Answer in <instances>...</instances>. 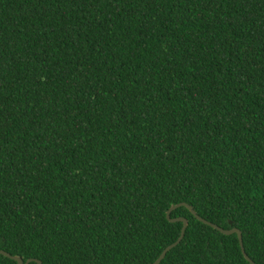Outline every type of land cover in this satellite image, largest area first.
<instances>
[{
  "label": "trees",
  "instance_id": "1",
  "mask_svg": "<svg viewBox=\"0 0 264 264\" xmlns=\"http://www.w3.org/2000/svg\"><path fill=\"white\" fill-rule=\"evenodd\" d=\"M182 203L264 264V0H0V251L154 264ZM182 217L162 264H250Z\"/></svg>",
  "mask_w": 264,
  "mask_h": 264
},
{
  "label": "water",
  "instance_id": "2",
  "mask_svg": "<svg viewBox=\"0 0 264 264\" xmlns=\"http://www.w3.org/2000/svg\"><path fill=\"white\" fill-rule=\"evenodd\" d=\"M181 207H187L189 208V211L194 215V217H196V219H198L200 222L204 223L205 225H208L210 227H212L213 229L215 230H218L219 232H221L222 234L224 235H234L236 234L238 236V240H239V244H240V247H241V251H242V254L244 255L245 259L250 263V264H255L249 257L248 255L246 254V251H245V248H244V244H243V236H242V232L239 230V229H230V230H226V229H223L211 222H208L207 220L203 219L202 217H200L199 215H197V213L195 212V210L193 209L192 206H190L189 204L187 203H182V204H179L175 207H173L172 209H170V211L168 212V219L170 222L172 223H177V222H182L184 223V227H183V231H182V235H181V238L173 245L169 246L164 252L163 254L161 255V257L154 263V264H162V262L166 259L167 255L169 254V252H171L174 248H176L177 246H179L183 240L185 239L186 237V232H187V229L189 227V220L187 218H176V219H173L172 218V214L175 210L181 208ZM1 255H4L8 258H11L13 260H15L17 262V264H31L32 262L36 261L38 262L39 264H43V262L39 261V260H30L28 262H25L23 258L21 257H18V256H13L11 255L10 253H7L5 251H0V256Z\"/></svg>",
  "mask_w": 264,
  "mask_h": 264
}]
</instances>
